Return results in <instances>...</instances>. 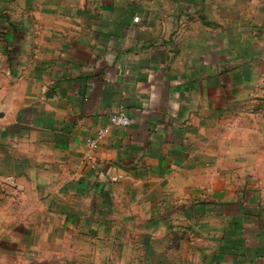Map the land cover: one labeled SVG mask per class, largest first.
Returning a JSON list of instances; mask_svg holds the SVG:
<instances>
[{"label":"crops","instance_id":"crops-1","mask_svg":"<svg viewBox=\"0 0 264 264\" xmlns=\"http://www.w3.org/2000/svg\"><path fill=\"white\" fill-rule=\"evenodd\" d=\"M263 192L264 0H0L2 254L264 264Z\"/></svg>","mask_w":264,"mask_h":264},{"label":"rangeland","instance_id":"rangeland-1","mask_svg":"<svg viewBox=\"0 0 264 264\" xmlns=\"http://www.w3.org/2000/svg\"><path fill=\"white\" fill-rule=\"evenodd\" d=\"M4 235H6V232H4V233L0 232V246H1V248H4L3 246H5V244H4L5 241L1 239L2 236H4ZM47 243L49 245H52L55 248H58V249H61V246L66 245V247H64L65 251H64L63 255H59L60 259L58 260L61 262L63 261L64 264H76L77 259L84 260L85 258L87 259V257H88L87 253L73 254V252H72L74 247L78 248L80 246H83L81 243V239L75 240L73 238H67L66 240H63V242H62L61 239L56 240V237H54V238L50 237L49 239H47ZM59 243H61V244H59ZM91 244L93 245L94 243L92 242ZM56 246H58V247H56ZM86 247H88V246H86ZM82 252H84V251H82ZM32 257H33V260H31V263H28V262L23 263L26 260L24 259V256L22 254H18V255L12 254L11 255L8 252H5L4 254H2L0 251V264H19V262H22L20 264H34V263L38 264V262H42V261L44 262L46 259H47L48 263L57 262L56 256L51 255V254H44V255L38 254V255H34Z\"/></svg>","mask_w":264,"mask_h":264},{"label":"built area","instance_id":"built-area-1","mask_svg":"<svg viewBox=\"0 0 264 264\" xmlns=\"http://www.w3.org/2000/svg\"><path fill=\"white\" fill-rule=\"evenodd\" d=\"M110 123L112 126L118 128H127L131 126L132 121L124 112H117L110 117ZM108 130L103 129L98 134L88 141V146L91 150H95L103 138L107 135Z\"/></svg>","mask_w":264,"mask_h":264}]
</instances>
